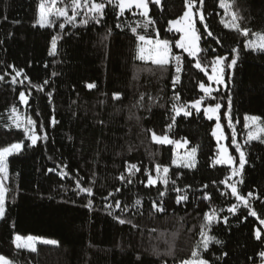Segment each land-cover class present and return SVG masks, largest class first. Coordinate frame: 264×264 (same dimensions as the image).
Segmentation results:
<instances>
[{
	"label": "trees",
	"instance_id": "trees-1",
	"mask_svg": "<svg viewBox=\"0 0 264 264\" xmlns=\"http://www.w3.org/2000/svg\"><path fill=\"white\" fill-rule=\"evenodd\" d=\"M42 1L0 0V76L4 77L0 81V149L24 145L21 153L9 159L0 255L12 264H181L192 258L206 216L215 209L219 222H213L209 235L223 243L201 249L208 264H262L264 225L243 206L236 214L228 211L241 202L228 187L234 183L231 169L214 164L218 154L215 122L204 113L178 117L173 110L174 105L187 107L204 97L198 85L209 84L207 76L195 68V59L175 47L180 35L170 31V23L187 10L185 0H163L162 6L150 2L149 18L155 23L146 30L138 26L147 20L138 11L120 16L112 5L106 6L99 24L90 20L85 25L84 15L75 26L61 29L62 21H55L53 27H41L37 22ZM224 2L243 18L238 21L241 28L250 31L246 37L226 28L220 0H204V23L220 43L207 36L198 20L201 64L211 72L214 57L227 56L230 61L236 56L233 49H239L235 68L225 69L227 87L213 94L215 100L205 97L204 105H222L228 146L237 155L226 114L231 100L234 132L247 161L243 183L236 187L246 197L253 194L249 203L264 218V143L242 142L246 116L260 117L264 124V52L245 47L253 33L264 34V0ZM131 27L148 38L169 40L173 53L181 57L182 72H176L175 61L161 66L140 60L139 41ZM57 36L56 54L50 55ZM13 68L23 73L16 83H12ZM177 75L179 82L174 83ZM21 92L29 99L26 107ZM13 107L30 116L37 135L46 133L47 139L32 145L23 129L12 126ZM152 133L187 141L197 151L195 169H170L164 196L160 195L165 190L162 182L146 186L148 174L155 175L157 165L171 167L174 148L156 143ZM129 165L140 170L130 174ZM240 179L236 177L235 182ZM77 181L81 187H91L94 195L81 193ZM174 188L186 191L178 193ZM184 194L188 200L177 203ZM117 202L120 208L115 207ZM154 203L164 211H157ZM119 219L126 222L121 224ZM258 228L260 240L255 236ZM17 235L48 238L58 245H39L34 252L17 249Z\"/></svg>",
	"mask_w": 264,
	"mask_h": 264
},
{
	"label": "snow or ice",
	"instance_id": "snow-or-ice-1",
	"mask_svg": "<svg viewBox=\"0 0 264 264\" xmlns=\"http://www.w3.org/2000/svg\"><path fill=\"white\" fill-rule=\"evenodd\" d=\"M61 3H63V0H60ZM152 3L156 5H160L161 0H151ZM187 10L183 13V16L180 19L174 20L171 23L176 26V32L182 33V36L175 42V47L182 49L184 52L188 54L189 57H192L195 59V68L199 69L202 73H204L205 76H207L208 81L212 82L209 84H205L204 82L199 83V89L201 92L205 94V97L211 100H215L216 97L212 95L213 92L219 91V87H212V84H215L217 86L224 85L225 88L227 85L225 84V69H234L237 60L239 59V49L234 48L233 52L236 53V56L232 58L230 61L228 60L227 56H216L212 61H210L211 64V74H209L208 66L202 65L200 58H198V53L202 51L199 45V41L201 40V35L199 33V30L196 27V19L194 17L198 16L199 22L203 24L204 30L208 37H212L217 44L220 43L219 39L213 35L211 31L208 30V25L204 23L205 16L203 13V6H204V0H199V7H197V0H185ZM234 2V0H233ZM107 5H112L113 8L119 9V15L123 16L125 13V10H132L133 8L140 10L138 12L139 15L143 17L149 16V0H70V3L65 7H57V0H45V2H42L39 5V20L38 23L41 27H53L55 25V21L51 20L50 17L55 16L56 18L62 17L64 21L68 24H73L75 26V21L77 19V16L80 14L81 9H86V19H84L83 23L86 25L90 20L99 24L104 17L105 14V8ZM219 6L221 8H224L227 12H229L231 16V20L228 23H224V21H221L224 23V26L226 28H232L238 32H240L244 36L249 35V29L247 28H241L239 20L243 19L239 16L237 12L230 11L231 4H226L224 0H220ZM69 9H71L72 14L69 15ZM195 9V12H194ZM154 20L151 18H148L142 25L145 30L148 28L149 25L154 24ZM61 29L64 27V24L62 23L60 25ZM119 27V25H117ZM131 31L134 35L137 36L138 41L140 42V46L138 48V58L141 60L145 59H152L153 63L161 66H166L169 64L170 60L175 61L176 65V72L179 74L182 71V61L181 57L179 55H176L172 51V44L169 40L164 39H151L146 37L143 34L137 33L136 27H131ZM157 37L159 36V33H156ZM255 35L256 40H248L247 44L245 45L246 48H250L253 51H261L264 52V34L261 33H253ZM60 37H54L51 44V52L50 55H55L57 50V40ZM227 61V64L225 63ZM13 71L16 72V76L12 78V83H16V77L22 75L21 70H16L13 68ZM4 79L3 76H0V81ZM25 79L27 77L25 76ZM179 75L176 76L174 83L179 82ZM22 84L23 81H20ZM31 83V81H29ZM45 84H47V81H45ZM33 87L37 88L38 91H42L43 87L40 85H33ZM90 88H94V84L88 85ZM50 95V94H49ZM205 97H202L199 100H196L191 104V109H195L197 112L201 110V106L203 103V100ZM116 99H119V95L115 97ZM176 100H179V96L177 95L175 97ZM20 100L24 103H28V97L25 96L23 92L20 93ZM222 105L219 103H216L214 106H208L204 108V112L207 114V117L209 120L213 119L215 116V119L217 120L216 128L219 130L221 128V124L219 123L220 116L218 113L220 112ZM173 110L177 116L181 115L183 113L184 116H191L192 111L185 108L184 105H180L179 107L173 106ZM17 109L13 107L12 109V119L13 124L17 127H23V131L25 132L27 139L31 141L32 145H35L37 143L38 139H47V134L45 133L43 137H40L37 135L35 126L36 122L32 120L30 117L26 118L25 120L21 121V118L16 115ZM227 119H228V127L233 128V143L235 144V132H234V126L232 124V117H231V100L229 99L228 105H227ZM245 120L250 122L249 125H255V129L253 131H250L248 133V140L245 141V143H248L250 140L259 139V134L264 133V126H261L258 121H260V117L257 116H246ZM174 122V118H173ZM57 123L54 119L52 120V124L54 125ZM171 127V125H169ZM213 135H217L216 132L213 133ZM152 138L158 143H173L167 136H157L155 133H152ZM223 132L220 133V135L217 136V139H223ZM264 143V140L261 141ZM21 143H15L12 144L9 147H5L3 149H0V174H3L0 176V219L4 216V194H5V188L3 185V180L7 179V172H8V157L12 155L14 152H18L22 148ZM179 146V145H177ZM236 150L239 152V165L238 167L234 166L235 164V158H233L229 152L228 149L225 147L222 149V155L220 159L217 160V163L219 164H226L231 168V176H241V179L239 181H236L233 184L228 185V187L231 188V194L236 197L237 201H240L239 204H234L232 207L228 209L229 212L236 214L237 209L241 206L248 209V214L256 217L259 220V223L261 225H264V218H261L257 212L252 208L251 204L249 203V198H253V194L249 192L247 194V197L240 194L237 190L236 184L237 183H243L242 179V173L245 166L246 157L245 152L240 150V145L236 144ZM196 149L193 148L191 150V153L189 156L192 158V162L189 164H185V167H194ZM135 170L138 172L140 169L136 165H129V173L132 174V170ZM51 171V170H50ZM161 171L164 173L163 176L160 175ZM169 169L163 168L159 165L156 166V173L157 177L153 178L151 173L148 174V181L146 186H155L157 183V180H160L164 186L165 190L160 192L161 196H164L167 194V185L169 183V179L167 178V173ZM61 175H66V173H62ZM121 181L125 179L123 175L119 177ZM128 183H131V180L128 181ZM173 184H175V181H172ZM226 183V182H222ZM205 187H207L205 185ZM77 188L81 193H86L88 196H93V189L91 187H81L79 181H77ZM176 192L186 191L181 190L179 188H174ZM119 189H117V192ZM206 199H210V197H205ZM256 199H260V197H255ZM188 196L186 194L179 195L177 197V203H180L181 201H187ZM91 201H89L88 206L91 207ZM141 202L139 200L136 201V204L139 205ZM108 208H112V205H107ZM116 208H120L119 202L115 205ZM153 207L156 208L157 211L163 212L164 208L162 205H156L153 204ZM123 211V210H122ZM207 223L202 225L203 231H201L200 236L201 240L196 245V250L192 252V258L188 260L181 261V264H208V261L203 258V251H207L209 249L210 244L215 243L217 245H222V241L216 239L213 236L209 235V232L211 230V226L213 222H219V217L216 214V210L213 209L212 213L208 214L206 216ZM119 222L121 224H124L126 221L124 219H119ZM224 223H227V219L224 220ZM261 229H257L255 232V236L257 240L261 239ZM16 241H20L22 238L20 236H16ZM28 241H32L33 237H28ZM45 244H56V241H42ZM28 247L31 251H36L35 247L31 244L25 245ZM17 247H21V245L18 243ZM168 255H171L172 253H167ZM226 255V253H225ZM261 256L264 257V253H261ZM0 264H11V261H9L4 256H0Z\"/></svg>",
	"mask_w": 264,
	"mask_h": 264
},
{
	"label": "rangeland",
	"instance_id": "rangeland-1",
	"mask_svg": "<svg viewBox=\"0 0 264 264\" xmlns=\"http://www.w3.org/2000/svg\"><path fill=\"white\" fill-rule=\"evenodd\" d=\"M42 2H45V0H43ZM150 2H151V0H149V16H150V13H151V4H150ZM70 3V0H63V3H61L60 2V0H57V7H65V6H67L68 4ZM227 4V3H226ZM163 5V0H161V3H160V5L159 6H162ZM197 7H199V1L197 0ZM223 10H224V12H225V23H228V22H230V20H231V16H230V14H229V12H227L224 8H222ZM132 10H136V11H140V10H137V9H135V8H133ZM132 10H125V13L126 12H128V11H132ZM80 11V14L77 16V19H76V21L74 22L75 24L76 23H78V20L80 19V18H82L84 15H86V9H81V10H79ZM231 11V10H230ZM194 12H195V9H194ZM72 14V12H71V9H69V15H71ZM149 16L147 17V19L149 18ZM146 18V17H145ZM195 19H196V27H197V22H198V16L197 17H194ZM50 19L51 20H54V21H62V23L64 24V26H66V25H69L68 23H66L65 21H64V19L62 18V17H60V18H56L55 16H52V17H50ZM38 20H39V17H38ZM37 24L40 26V24L37 22ZM170 31H172V32H174V33H176V34H179L180 35V37L182 36V33H179V32H176V26H174L172 23H170ZM251 40H253V41H255L256 40V37H255V35L254 36H252L251 38H250ZM249 39V40H250ZM247 44V43H246ZM199 45H200V48H201V44H200V41H199ZM139 46H140V42H139ZM179 49V48H178ZM248 49H250V48H248ZM180 51H182V52H184L182 49H179ZM172 51H173V48H172ZM185 54H187L186 52H184ZM199 54L200 53H198V56H199ZM139 55V54H138ZM188 55V54H187ZM192 58V57H191ZM192 59H194V58H192ZM141 60V59H140ZM142 61H144V62H150V63H153V61H152V59H145V60H142ZM172 62V60H170V62H169V64ZM155 64V63H154ZM168 64V65H169ZM182 72V71H181ZM180 72V73H181ZM209 74H211V72H209ZM209 83H212V82H210L209 81ZM225 84L227 85V81H226V76H225ZM207 85V84H206ZM212 87H214V88H216V87H219V91L221 90V89H225V86L224 85H219V86H217V85H215V84H212ZM219 91H215V92H213L212 93V95L214 94V93H216V92H219ZM203 93V92H202ZM25 94V93H24ZM204 94V93H203ZM25 96L27 97V95L25 94ZM204 97H205V94H204ZM29 100V99H28ZM204 101H205V98H204V100H203V103H202V106H201V110L199 111V112H197L195 109H191V104L193 103H190L187 107H185V108H187V109H189V110H191L192 111V113L193 112H196V113H204V115H205V117L208 119V117H207V114L204 112V108H206V107H208V106H210V105H204ZM22 102V101H21ZM28 104V103H27ZM27 104H24L23 102H22V105H23V107H26L27 106ZM211 106H214V105H211ZM221 110H222V107H221V109H220V112L218 113V115L220 116V120H219V123L221 124V128L218 130L217 128H216V123H217V120L215 119V116L213 117V119H211V120H209V121H213V122H215L214 123V128H213V133L214 132H216L217 133V135H213V137H214V139H215V142H216V144H217V146H218V154H217V157H216V159H215V161H214V164L215 165H217V166H226V167H229L228 165H226V164H219V163H217V160L218 159H220V157H221V155H222V149L223 148H227L228 149V152H229V154L233 157V158H235V164H234V166H236V167H238V165H239V152L237 151V155H233L232 154V152H231V149H230V147L228 146V138H227V134H226V132H225V129H224V126H223V124H222V115H221ZM13 115V114H12ZM12 115H11V124H12V126L13 127H15V128H17L14 124H13V119H12ZM16 115H18L20 118H21V121H23V120H25L26 118H29L30 116H28L25 112L24 113H21V112H19V111H17V113H16ZM179 116H184L183 115V113H181V115H179ZM178 116V117H179ZM188 117V116H187ZM31 118V117H30ZM32 119V118H31ZM258 123L261 125V126H264V124L262 123V121H261V119H260V121H258ZM250 124V122H248V121H246L245 122V128H244V134H243V144H246L245 143V141L246 140H248V133L250 132V131H253L254 129H255V125H250V126H246V125H249ZM18 129H23V127H20V128H18ZM35 130H36V127H35ZM221 132H223V136H224V138L223 139H220V140H218L217 139V136L218 135H220V133ZM238 133H235V144L233 143V145H234V147L236 148V144H239L240 145V150H242V145H241V143L238 141V135H237ZM161 137H163V136H161ZM168 137V136H167ZM169 138V137H168ZM171 141H173L171 138H169ZM259 140H264V133H261V134H259V139H254V140H250L249 142H253V141H259ZM155 141V140H154ZM37 142H38V140H37ZM156 142V141H155ZM248 142V143H249ZM156 143H158V142H156ZM22 144V143H21ZM37 144V143H36ZM35 144V145H36ZM158 144H161V143H158ZM23 145V144H22ZM161 145H164V146H172L173 148H174V154H173V160H172V165H171V167H161V169H163V168H168L169 169V171H170V169L171 168H184V169H189V170H193V169H195L196 167H197V163H198V160H197V151H196V153H195V157H194V161H195V164H194V167H185L184 165L185 164H189V163H191L192 162V158L189 156V154L191 153V148L189 147V143L187 142V141H173V143H163V144H161ZM177 145H179V146H177ZM23 148H24V145L22 146V148H21V150H19L18 152H14L12 155H10L9 157H8V161H7V165H8V172H7V179H4L3 180V185H4V188H5V194H4V209H5V211H6V202H7V192H8V190H7V184H8V182H9V159L11 158V157H13V156H15V155H17V154H19V153H21L22 151H23ZM230 168V167H229ZM231 169V168H230ZM169 171H168V173H169ZM168 173H167V175H168ZM3 174H0V176H2ZM160 175L161 176H163L164 175V173L161 171V173H160ZM152 177L153 178H156L157 177V173L155 174V175H152ZM236 177H238V176H236ZM236 177H232L233 178V180H234V183H235V179H236ZM161 181L160 180H157V183H156V185H158L159 183H160ZM155 185V186H156ZM5 211H4V216H5ZM4 216H3V218H4ZM2 218V219H3ZM2 219H0V221L2 220ZM17 236H20L22 239L20 240V241H16V239H15V247L17 248V249H22V250H27V251H31L28 247H26L25 245H27V244H31L32 246H34L35 247V249L37 250V248H38V246L39 245H49V246H56V245H58V242L56 241V240H52V239H48V238H42V237H35V236H21V235H17ZM28 237H33V240L32 241H28L27 240V238ZM45 240H48V241H56L57 243L56 244H45V243H43L42 241H45ZM20 244L21 245V247H17V244ZM32 252H34V251H32ZM0 256H3V255H0ZM5 257V256H4ZM5 258H7V257H5ZM264 258V257H263ZM8 259V258H7ZM9 260V259H8ZM10 261V260H9ZM12 264V263H11ZM262 264H264V262L262 263Z\"/></svg>",
	"mask_w": 264,
	"mask_h": 264
}]
</instances>
